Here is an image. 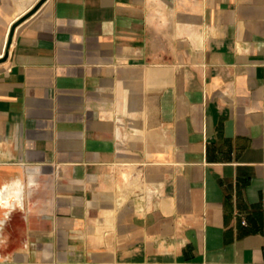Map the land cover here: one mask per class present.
Masks as SVG:
<instances>
[{
	"label": "crops",
	"instance_id": "1",
	"mask_svg": "<svg viewBox=\"0 0 264 264\" xmlns=\"http://www.w3.org/2000/svg\"><path fill=\"white\" fill-rule=\"evenodd\" d=\"M0 264H264V0H0Z\"/></svg>",
	"mask_w": 264,
	"mask_h": 264
},
{
	"label": "water",
	"instance_id": "2",
	"mask_svg": "<svg viewBox=\"0 0 264 264\" xmlns=\"http://www.w3.org/2000/svg\"><path fill=\"white\" fill-rule=\"evenodd\" d=\"M18 23V21L16 23H14L9 31V35H8V38H7V42H6V49H5V52L3 54V57H2V60H4L6 54H7V50L10 46V43H11V40H12V36H13V33H14V28L16 26V24Z\"/></svg>",
	"mask_w": 264,
	"mask_h": 264
}]
</instances>
